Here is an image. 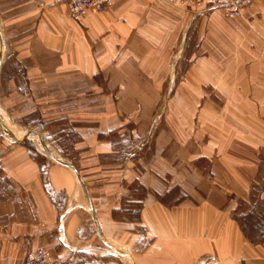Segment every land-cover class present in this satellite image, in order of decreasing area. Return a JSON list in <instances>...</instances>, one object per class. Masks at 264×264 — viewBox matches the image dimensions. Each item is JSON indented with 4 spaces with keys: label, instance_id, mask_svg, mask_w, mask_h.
Returning <instances> with one entry per match:
<instances>
[{
    "label": "rangeland",
    "instance_id": "rangeland-1",
    "mask_svg": "<svg viewBox=\"0 0 264 264\" xmlns=\"http://www.w3.org/2000/svg\"><path fill=\"white\" fill-rule=\"evenodd\" d=\"M163 1L187 20L173 23L171 45L163 44L168 27L155 30V56L167 59L146 61L147 68L126 64L117 77L110 68L44 61L37 75L14 82L0 71L1 196L10 182L16 188L34 176L61 222L108 213L116 241L101 238L94 220L82 239L93 235L96 244L125 251L142 242L147 205H197L229 182L237 201L227 211L248 231L260 220L264 230V0ZM88 11L97 12L76 15L66 2L74 21ZM58 166L72 172L61 188L50 171Z\"/></svg>",
    "mask_w": 264,
    "mask_h": 264
},
{
    "label": "crops",
    "instance_id": "crops-1",
    "mask_svg": "<svg viewBox=\"0 0 264 264\" xmlns=\"http://www.w3.org/2000/svg\"><path fill=\"white\" fill-rule=\"evenodd\" d=\"M66 2L0 0L1 76L13 78L12 82L19 76L29 78L37 75L33 71L41 68L40 62L52 61L56 66L68 62L79 69L110 68L118 77L124 75L126 64L143 69L148 67L146 61L167 59V54L155 56L160 53L156 52L155 30L168 27L163 44L171 45L173 23L187 20L185 10L163 0H113L109 7L88 11L77 22L68 17ZM13 69L17 72H11ZM22 167H18L20 173ZM50 171L54 186H62V181L69 184L70 167L69 171L62 166ZM74 174L80 180L76 171ZM28 178L30 181L17 180L16 188L10 182L6 196L0 191V264H20L28 250L37 247L50 252L47 264H264L262 220L260 228L250 232L227 211L235 196L237 201V191L229 182L219 181V189L211 188L197 205L182 203L170 209L156 202L147 205L140 216L142 242L124 245V251L109 243L96 244L93 235L82 239L91 230L88 222L94 220L90 227L100 231L101 238L114 240L108 213H93L94 219L91 214L74 213L61 222L54 201L39 191L40 182L34 176ZM237 183L247 191V183ZM27 185L38 189L36 196L29 194ZM82 220L85 223L78 226ZM106 248L118 252L111 257L103 250Z\"/></svg>",
    "mask_w": 264,
    "mask_h": 264
},
{
    "label": "built area",
    "instance_id": "built-area-1",
    "mask_svg": "<svg viewBox=\"0 0 264 264\" xmlns=\"http://www.w3.org/2000/svg\"><path fill=\"white\" fill-rule=\"evenodd\" d=\"M169 2H176L179 4H199L203 1H209L215 3L219 0H167ZM70 10L80 15L85 11L94 9L96 11L103 10L111 3V0H68L67 1ZM50 259V253L42 247L36 248L33 251H29L25 254L20 264H47Z\"/></svg>",
    "mask_w": 264,
    "mask_h": 264
}]
</instances>
